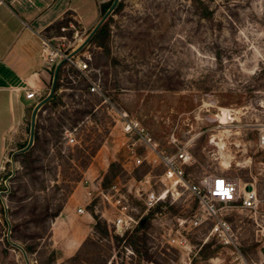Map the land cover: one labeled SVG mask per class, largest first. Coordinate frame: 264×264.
Listing matches in <instances>:
<instances>
[{"label": "rangeland", "instance_id": "obj_1", "mask_svg": "<svg viewBox=\"0 0 264 264\" xmlns=\"http://www.w3.org/2000/svg\"><path fill=\"white\" fill-rule=\"evenodd\" d=\"M111 1L96 0L98 19ZM103 23L105 48L85 46L89 77L99 80L102 94H88L69 71L71 82L58 87L57 105L36 112L25 154L16 151L27 142L31 109L15 143L5 145L0 264H25L10 243L28 251L27 264H234L229 248L211 238L202 243L208 222L180 231L188 253L165 243L173 219L194 214L192 201L168 207L160 220L143 219L135 244L93 220L89 239L59 259L61 230L53 234L51 222L83 197L84 184L106 188L120 179L130 186L146 171L132 166L119 124L103 102L118 104L163 150L173 149L170 133L175 145L186 144L189 177L232 176L253 186V212L217 210L234 232L243 263L264 264V149L258 146L264 132V0H118ZM71 129L75 143L69 146L63 138Z\"/></svg>", "mask_w": 264, "mask_h": 264}, {"label": "built area", "instance_id": "obj_2", "mask_svg": "<svg viewBox=\"0 0 264 264\" xmlns=\"http://www.w3.org/2000/svg\"><path fill=\"white\" fill-rule=\"evenodd\" d=\"M67 32L70 33L68 38L65 35ZM84 36L85 31L77 29L71 22L60 26L57 35H39L42 72L48 75L51 81L54 67L62 61L59 67V84H69L71 78L68 72L72 71L76 77L85 82L88 94L101 95L99 80H91L89 77L91 69L88 64L91 54L84 47L80 52L69 57V54L83 41ZM19 90L23 93L24 99L30 101L31 108L48 92L41 86L28 83H23ZM103 103L108 106L116 118V123L119 124L123 138L120 145L126 150L132 166L134 169L145 167L146 171L130 186L120 179L106 188L98 183H85V202L75 209V213L83 215L89 212L92 219L95 217V220L104 221L113 228L116 235L124 239L149 214L152 221L160 220L168 207L192 201L196 205L194 214L189 219H173L174 225L172 224L164 236L165 243L188 253L187 241L180 231L185 230V225L191 230L208 222V230L202 243L211 238L216 244L231 250L234 264H244L234 232L218 213L217 206L253 212L257 205L253 186L250 183H242L232 176L207 174L196 179L189 177L184 170L191 164L192 158L186 144L175 145L174 135L170 133L167 143L171 144L173 149L170 152L165 151L151 133L118 104ZM74 131L71 129L64 133L63 139L66 145L75 143ZM258 146L264 149V132L258 137ZM246 186H250L249 191L245 190ZM132 199L138 203L137 206L131 205Z\"/></svg>", "mask_w": 264, "mask_h": 264}, {"label": "crops", "instance_id": "obj_3", "mask_svg": "<svg viewBox=\"0 0 264 264\" xmlns=\"http://www.w3.org/2000/svg\"><path fill=\"white\" fill-rule=\"evenodd\" d=\"M97 10L96 0H0V167L6 143L7 148L15 143L31 108L19 88L28 83L46 89L38 36L57 35L63 19L86 31L97 22ZM84 202L83 194L51 222L53 234L61 230L60 260L75 254L91 236L94 221L89 212L75 213Z\"/></svg>", "mask_w": 264, "mask_h": 264}, {"label": "water", "instance_id": "obj_4", "mask_svg": "<svg viewBox=\"0 0 264 264\" xmlns=\"http://www.w3.org/2000/svg\"><path fill=\"white\" fill-rule=\"evenodd\" d=\"M117 2H118V0H112L111 1V4L109 5V7L102 14V16L97 20V22L91 28V30L88 32V34L83 39V41L69 54V57L77 54L78 52H80L88 44V42H89L90 38L92 37V35L102 25V23L105 21V19L109 16V14L112 12V10L115 7ZM61 64H62V61L58 62L57 65L53 69L52 76H51V81H50V86H49V89H48V92H47L46 96L31 108V111H30V114H29V121H28V138H27V142H26L25 146L23 148L17 150L16 153H24L31 147V145H32V137H33V128H34L35 114L45 103H47V101L50 100V98H51V96L53 94V91H54V85H55L57 71H58V68L60 67ZM245 190L249 191L250 190V186H246ZM142 223H143V220L141 221L140 224H142ZM10 245L12 247L16 248L17 250H19L23 254L24 262H25V264H27V260L25 258V255H24V252L22 251V249L19 246H17L16 244H14V243H10Z\"/></svg>", "mask_w": 264, "mask_h": 264}, {"label": "trees", "instance_id": "obj_5", "mask_svg": "<svg viewBox=\"0 0 264 264\" xmlns=\"http://www.w3.org/2000/svg\"><path fill=\"white\" fill-rule=\"evenodd\" d=\"M107 6H108V4L105 6V5H102V9H101V14H103L104 12H105V10H106V8H107ZM203 11H204V13H207L206 11H207V9L206 8H203ZM102 16V15H101ZM100 16V17H101ZM62 25H66V22H59L58 23V26H57V29L60 27V26H62ZM104 23H102V25L95 31V33L92 35V37L90 38V40H89V44H91V45H94V46H96V47H98V48H105V38L104 37H100L101 36V34H102V31H103V28H104ZM59 75H60V68H58V71H57V75H56V80H55V85H54V91H53V94H52V96H51V98H50V100L49 101H47V103H45L43 106H45V105H47V104H50V103H52V106L53 107H55L57 104L56 103H54V99H55V97H56V92H57V90H58V87L60 86V84H59V82H58V80H59ZM60 99V97H58L57 98V100H59ZM42 106V107H43ZM31 109V108H30ZM29 109V110H30ZM23 154H25V152L23 153ZM22 154V155H23ZM104 187V186H103ZM2 210L0 209V215L2 214V212H1ZM55 216V215H54ZM53 216V217H54ZM150 217V214L146 217V218H144V222H146L147 221V219ZM93 219L95 220V217H93ZM142 225L143 224H139L134 230H133V232L130 234V235H128V236H125L124 237V239H128V241H130V242H132V244H135V241H136V233H137V231L139 230V228L140 227H142ZM119 241L121 240V239H118ZM135 249V248H134ZM24 250V249H23ZM24 252L25 253H28V251L27 250H24Z\"/></svg>", "mask_w": 264, "mask_h": 264}, {"label": "bare ground", "instance_id": "obj_6", "mask_svg": "<svg viewBox=\"0 0 264 264\" xmlns=\"http://www.w3.org/2000/svg\"><path fill=\"white\" fill-rule=\"evenodd\" d=\"M226 159H227V158H226ZM226 159H225V160H226Z\"/></svg>", "mask_w": 264, "mask_h": 264}]
</instances>
